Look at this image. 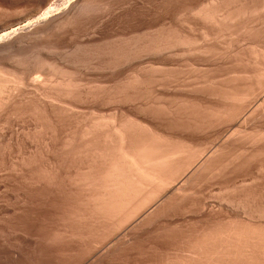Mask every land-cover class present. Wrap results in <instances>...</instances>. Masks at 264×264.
I'll return each instance as SVG.
<instances>
[{"label":"rangeland","instance_id":"rangeland-1","mask_svg":"<svg viewBox=\"0 0 264 264\" xmlns=\"http://www.w3.org/2000/svg\"><path fill=\"white\" fill-rule=\"evenodd\" d=\"M48 1L46 3V0H0V29L2 28L0 31L8 27L9 31L19 29L20 26L23 28L28 22H35L36 18L46 13L47 8L56 2L59 9L54 14H50L47 21L54 22L53 18L56 21L64 19L65 13H67L65 18L66 16L69 18L65 27L61 25L57 30L50 31L45 39L34 40L25 45L26 47L21 49V52L25 50L24 55L19 52L25 57L28 54L32 55L34 50L39 53L42 48L44 52L49 51L50 54L49 56L44 52L40 53L42 56H49L48 59L44 56L43 58H46L43 62L47 60L49 64L54 63L52 65H63V70L65 66L68 68L66 78L63 77L64 75H57L52 79L55 85H59L56 84L59 80L62 81H60L61 87L57 88L59 91L56 90V93L54 90L49 91L51 96L55 95L53 98L58 99L56 104L24 101L21 105L9 106L7 112L0 116V264H166V260L174 261L177 251L178 254L182 250L187 251L190 238L192 241L200 238L209 233V230H214V226L217 231H221L226 228L225 224H228V227L232 224L240 226V222L241 225L247 223L253 229L256 227L258 231L261 229L264 231V89L259 92L256 86L252 87L256 92L247 91V94L251 92L252 96L248 95V101L243 103L239 100L237 103L232 100L229 102L225 99V95L221 97L218 95L227 93L223 91L226 86L227 89L236 91L230 87L232 84L234 86L237 84V90L243 92L242 89L245 87L241 85L243 87L241 88L240 84L247 83L246 77L254 75L251 72L255 67L252 65L251 53L256 45L264 47V6H260V2H257V5L260 4L258 6L260 11L255 12L250 22L247 21L248 24L245 22V25H242L244 22L242 20L238 22L239 24L235 23L238 25H233L235 26L233 30L219 32L218 27L213 23L200 21L198 17L191 16L190 11V8L194 9L195 6L200 8L202 4L204 7L213 0H69L71 1H68L69 3L67 0V3L65 0L64 2ZM170 30L172 34L175 33L171 37H183L185 40L190 37L188 40L192 38L193 42L187 40L186 45L188 43L190 45L188 44V47L182 45L185 48L175 45L176 47H169L167 50L135 55V59L134 56H131L132 59L130 56L124 58L125 55L122 53L127 54L126 46L129 47L130 43L144 46V43L148 45L155 42V39L161 41L167 39L170 35L167 31ZM164 33L167 35L165 36ZM202 36L207 37L204 40ZM30 44L33 45L29 46ZM79 45L88 47L86 48L88 51L99 50L100 54L96 55L98 52H93L95 56L90 58L93 61L82 60L84 64L86 63L84 66L82 61L76 64L73 49L80 48ZM231 45H234V48ZM110 49L115 53L111 51L110 53ZM106 55L109 57L107 58ZM67 58H70L69 62L66 61ZM119 58L122 59L117 62ZM6 59L5 57L4 60ZM55 59L58 61L56 62ZM36 67L34 69L31 65L28 68L34 77L37 76L31 84L41 75H44L42 79L45 78L43 71L39 70L41 74L36 75L38 66ZM34 70L37 73L33 72ZM71 72L74 74L73 77ZM31 73H29L30 77ZM68 74L72 77L69 79L70 82L67 78ZM238 74L245 75L246 80L243 76H238L237 78L243 77V81H240L241 79L236 81L235 76ZM72 83L77 88L74 89L73 85H70ZM28 88L30 92L33 91L34 86ZM76 89L78 90L75 91ZM216 91H219L217 95H215ZM43 103L44 107H42ZM39 106L41 108L38 109ZM198 110H204L208 114V117L205 113L201 116L207 117L208 123L204 121L205 119L199 118L202 114ZM212 111L220 120L217 117L209 118ZM220 112L224 115H219ZM103 120L105 123L109 121L118 124L120 121L121 123L124 120L130 121L139 127L138 129L141 128V131L160 130L164 132V135L162 133L164 137L171 135L168 138L169 140L172 138L174 142L178 140L191 142L189 146L197 152L211 150L208 157L212 156V158H209V163L207 162L205 168L193 176L192 180L181 182L185 192L175 197L176 199L173 198L165 205H160L157 200L159 204L153 203L154 206L150 205L148 211L145 208V213L140 212L146 217L142 216L141 219L139 214L131 220L132 223L129 222L130 225L126 224L121 228L122 230L114 233L115 235L112 234L109 238L107 233L110 231H105L106 233L96 242L88 224L80 215L84 213L87 197V191L80 181L89 165L86 162H79L75 154L80 150L84 126H91L96 122L104 123ZM76 131L78 134H75ZM70 137H75V141ZM73 146L78 149H73ZM71 149L72 155L77 157L75 160L80 164L77 161L70 164L64 159ZM217 149L220 150L215 155ZM219 191L224 192L219 194ZM227 220L231 222L228 223ZM233 220H237L236 223H233L235 222ZM182 236H185L186 240ZM187 240L189 242L186 244ZM184 241L188 248L184 245Z\"/></svg>","mask_w":264,"mask_h":264},{"label":"bare ground","instance_id":"bare-ground-1","mask_svg":"<svg viewBox=\"0 0 264 264\" xmlns=\"http://www.w3.org/2000/svg\"><path fill=\"white\" fill-rule=\"evenodd\" d=\"M28 1V0H27ZM48 0H46L47 3ZM59 1H63V0H59ZM58 1V4H59ZM69 0H67L68 2ZM87 1V0H85ZM97 1V0H96ZM210 1V0H209ZM50 2V0L48 1ZM64 2V1H63ZM66 2V0H65ZM66 2V3H67ZM71 2V1H69ZM68 2V3H69ZM260 2V6H264V0H213L211 1V3H207L206 5L203 6L200 5V8H190L191 16L194 15L196 17H198L200 19V21H204L208 22V23H213L215 26L218 27L219 32L224 31V30H228L230 29L233 30L232 28H234L236 25H238L240 22L244 20L242 25L248 24L247 21L250 22V19H252L253 16H255V12H258V7L259 5H257ZM62 3V2H61ZM85 3V2H84ZM49 4V3H48ZM79 4V3H78ZM67 5V4H66ZM86 5V4H85ZM43 6V5H42ZM81 6V5H80ZM93 6V5H92ZM88 7V6H87ZM261 7V8H262ZM73 8V7H72ZM79 8V7H78ZM84 8V7H83ZM264 8V7H263ZM45 9V8H44ZM59 9V6L56 3L51 4L48 8L46 13L44 12L43 14H41L40 17L36 18L35 22H28L25 26H23V28L18 27L19 29H15L9 31V27L8 29H3L2 31H0V58L3 57L5 59V57L7 58L6 60H1L0 59V116L3 115V113H6L7 110L10 108L9 106H18L21 105L24 101L26 102H46L50 105H54V103L56 104L57 100L55 98H53V96H51L50 92L51 90H54L56 93V90L59 91L57 88L58 86L61 87L62 85V81L59 80V85H55L52 82V79L54 76L57 75H64L63 77L66 78V69L64 67L63 70V65L61 66V68H59L60 66H56V65H52L54 63L50 64L48 63L47 60H44L45 62H43V59H45L49 54V51H43L44 49L40 48L41 52L37 51V53L34 51L30 52L31 54H28L30 56H23L24 55V51L21 52L23 48H25V45H28L31 41H39L40 39H45L44 37H48V33H50V31L52 30H57V27H61V25H66V23H68V16L67 13H65L64 15V19L62 18L63 16H61V18L59 21H56L54 18L52 21L54 22H50L47 21V19L49 18L50 14H54L57 10ZM87 9V8H86ZM192 9V10H191ZM71 9H69L70 12ZM73 10V9H72ZM82 10V9H81ZM181 10V9H180ZM189 10V9H188ZM61 11V10H60ZM77 11V10H76ZM189 11V12H190ZM260 11V10H259ZM263 11V10H262ZM68 12V11H67ZM79 12V11H78ZM86 12V10H85ZM187 12V11H186ZM76 13V12H75ZM185 13V12H184ZM260 13V12H259ZM64 14V13H63ZM61 15V14H60ZM190 16V15H189ZM59 17V16H58ZM73 17V16H72ZM76 17V16H75ZM176 17V16H175ZM194 17V18H196ZM197 18V19H198ZM51 19V18H50ZM29 20V19H28ZM33 21V20H32ZM56 21V22H55ZM252 21V20H251ZM239 22V23H238ZM247 22V23H245ZM178 23V22H177ZM235 23H238L235 25ZM242 23V22H241ZM245 23V24H244ZM261 23V22H260ZM184 24V23H183ZM189 24V23H188ZM256 24V23H255ZM3 25V24H2ZM9 25V24H8ZM13 25V24H12ZM69 25V24H67ZM212 25V24H211ZM235 25V26H233ZM7 26V25H6ZM5 26V27H6ZM10 26V25H9ZM11 27V26H10ZM65 27V26H64ZM67 27V26H66ZM72 27V26H71ZM263 27V26H262ZM197 28V27H196ZM2 29V28H1ZM0 29V30H1ZM66 29V28H65ZM264 29V28H263ZM247 30V29H246ZM253 30V29H252ZM255 30V28H254ZM176 31V30H175ZM256 31V30H255ZM53 32V31H52ZM58 32V31H57ZM171 32V33H170ZM170 32L167 31V33H169L170 35L167 37V39H162L161 37V41L155 39V42L141 46L140 44H133L130 46H126L128 48V52L127 54L122 53L125 55L124 58H126V56H134L133 58L135 59V55H140L141 53H145V52H156V51H162V50H167L169 47H173V46H177L180 45L181 47H183L182 45H186L187 40L190 38L188 36L184 37H188L187 40L182 38H175L173 37L175 34L170 30ZM242 32V31H241ZM240 32V33H241ZM252 32V31H251ZM202 33V31H201ZM228 33V32H227ZM235 33V32H234ZM165 34V33H164ZM177 35L180 36V34L176 33ZM182 34V33H181ZM185 34V33H184ZM262 34V33H261ZM162 35V34H161ZM167 34H165L166 36ZM171 35H173L171 37ZM175 35V36H177ZM205 35V34H204ZM221 35V34H220ZM250 35V34H249ZM59 36V35H58ZM141 36V35H140ZM163 36V35H162ZM252 36V35H251ZM181 37V36H180ZM204 36H202L203 38ZM207 37V36H205ZM205 37L203 38L205 40ZM258 37V36H257ZM264 37V36H263ZM144 38V37H143ZM158 38V36H157ZM164 38V36H163ZM197 38V37H196ZM215 38V37H214ZM233 38V37H232ZM192 39V38H191ZM188 40L193 42V40ZM194 39V38H193ZM86 40V39H85ZM124 40V39H123ZM157 40V42H156ZM242 40V39H241ZM51 41V40H50ZM136 41V40H135ZM139 41V40H138ZM146 41V40H145ZM220 41V40H218ZM230 41V40H229ZM258 41V40H257ZM263 41V39L261 40ZM260 41V43H261ZM126 42V41H125ZM144 42V41H143ZM152 42V40H151ZM190 42V43H191ZM195 42V41H194ZM213 42V41H212ZM264 42V41H263ZM35 43V42H34ZM38 43V42H36ZM105 43V42H103ZM134 43V41H133ZM147 43H148V39H147ZM225 43V42H224ZM246 43V42H245ZM245 43L243 45H245ZM259 43V42H258ZM259 43V44H260ZM122 44V43H121ZM189 44V43H188ZM187 44V45H188ZM195 44V43H192ZM33 45V44H32ZM31 44L29 46H32ZM93 45V44H92ZM114 45V44H113ZM186 45V47H188ZM190 45V44H189ZM227 45V44H226ZM25 46V47H24ZM80 46V45H79ZM86 46V45H85ZM100 46V45H99ZM115 46V45H114ZM125 47V44L123 45ZM175 46V47H176ZM194 46V45H193ZM192 46V47H193ZM198 46V45H197ZM223 46V45H222ZM232 46V45H231ZM234 46V45H233ZM232 46V47H233ZM262 46V45H260ZM257 45L253 47V52L251 53L252 58H253V63L252 65H255L253 70H256L255 72L253 70H251L252 73H254V75L252 76H245V75H236L235 77L237 78L238 76H243L244 79L246 80L247 78V83H241V85H243V88L241 86V88L243 89H249V90H243V92H240V90H237V86L235 85H229L232 89H236L235 90H229L227 89L228 87H224L225 93L227 91L226 94H218L215 93V95H219L224 96L225 99L229 102L232 100L233 102L235 101V103H237V100L243 102L248 101L249 98L248 95H251V92H254V87L256 86L257 90L260 92L261 90L264 89V47H260ZM108 47V46H107ZM111 47V46H110ZM118 47V46H116ZM122 47V46H121ZM120 47V49H121ZM179 47V46H178ZM180 47V48H181ZM224 47V46H223ZM30 48V47H28ZM44 48V47H43ZM46 48V47H45ZM73 48V47H72ZM76 48V47H75ZM88 49V47H86ZM84 46H80V48L77 49H73L74 51V55L72 53V55L74 56V63L76 62H80L82 60H87L90 59L91 57H93V55L95 56L96 51H88ZM93 48V47H92ZM113 48V47H112ZM119 48V47H118ZM185 48V47H183ZM204 48V47H203ZM234 48V47H233ZM258 48V49H257ZM39 49V48H38ZM114 49V48H113ZM119 49V50H120ZM126 49V48H125ZM174 49V48H173ZM201 49V48H200ZM207 49V48H206ZM226 49V48H225ZM48 50V48L46 49ZM50 50V49H49ZM115 50V49H114ZM113 50V51H114ZM124 50V49H123ZM203 50V49H202ZM233 50V49H232ZM240 50V49H239ZM99 51V50H98ZM97 51V52H98ZM103 51V50H101ZM111 51V49L109 50V52ZM111 51V52H113ZM170 51V50H169ZM183 51V49H182ZM187 51V50H186ZM218 51V50H217ZM23 53V55L19 54ZM34 52L36 54H34ZM42 52H44L46 55L45 58H43L44 56H42ZM53 52V51H52ZM95 52V53H93ZM104 52V51H103ZM107 52V50H106ZM108 52V54H109ZM110 52V53H111ZM164 52V51H163ZM201 52V51H200ZM208 51H206L207 53ZM41 53V54H40ZM54 53V52H53ZM115 52H113L114 54ZM121 53V52H120ZM196 53V52H195ZM198 53V52H197ZM204 53V51H203ZM250 53V52H249ZM55 54V53H54ZM65 54V53H64ZM100 54L99 52L96 53V55ZM104 54V53H103ZM107 54V53H105ZM158 54V53H156ZM168 54V53H167ZM180 54V53H179ZM184 54V53H183ZM189 54V53H187ZM201 54V53H200ZM230 54V53H229ZM52 55V54H51ZM66 55V54H65ZM71 55V53H70ZM102 55V54H101ZM99 55V56H101ZM110 55V54H109ZM117 55V54H116ZM146 55V53H145ZM193 55V54H191ZM190 55V57H191ZM208 55V54H207ZM22 56V57H21ZM50 56V54H49ZM48 56V57H49ZM68 56V54L66 55ZM104 56V55H102ZM107 58L109 57L108 55H106ZM120 56V54L118 55V57ZM149 56V55H147ZM152 56V55H151ZM168 56V55H167ZM180 56V55H179ZM178 56V57H179ZM202 56V55H201ZM205 56V55H204ZM250 56V54H249ZM48 57L46 59H48ZM52 57V56H51ZM70 57V56H69ZM145 57V56H143ZM203 57V56H202ZM212 57V56H211ZM226 57V56H224ZM241 57V56H240ZM251 57V56H250ZM249 57V60H250ZM56 58V57H54ZM61 58V57H60ZM99 58V57H98ZM102 58V57H101ZM106 58V59H107ZM129 58V57H128ZM147 58V57H146ZM237 58V57H236ZM68 59V58H67ZM97 59V58H96ZM122 58L117 59L116 61L118 62V60H120ZM132 59V57H131ZM143 59V58H142ZM214 59V58H213ZM53 60V57H52ZM70 58L66 61L69 62ZM109 60H111L109 58ZM125 60V59H124ZM140 60V59H138ZM145 60V59H144ZM218 60V58H217ZM56 61V59H55ZM58 61V60H57ZM56 61V62H57ZM65 61V62H66ZM89 61V60H88ZM90 61H93L90 59ZM128 61V60H127ZM137 61V59H136ZM248 60H246L247 62ZM47 62V63H46ZM83 62V61H82ZM109 62V61H108ZM209 62V61H208ZM251 63V61H249ZM114 63V62H113ZM131 63V62H130ZM133 63V62H132ZM56 64V63H55ZM60 64V63H58ZM77 64V63H76ZM80 64V63H79ZM117 64V63H116ZM32 65V67L37 68L36 66H38V73L35 72V70L33 72L37 73L36 75H38L39 73L41 74V72L43 71V73L45 74V78L42 79L41 77L44 75H41L40 78L38 77V79H35L33 81V83L31 84V81L34 78L33 73H31L30 71H28V68H30V66ZM74 65V64H73ZM86 65V63L84 64L83 62V66ZM103 65V64H102ZM213 65V64H212ZM247 65V64H246ZM251 65V66H252ZM39 66H41L39 69ZM67 66H69L67 64ZM82 66V65H81ZM128 66V65H127ZM71 67V66H70ZM75 67V66H74ZM73 67V68H74ZM93 67V66H92ZM123 67V66H122ZM215 67V66H214ZM34 68V69H35ZM72 68V67H71ZM80 68V67H79ZM94 68V67H93ZM247 68V67H246ZM78 69V67H77ZM90 69V67H89ZM161 69V68H159ZM167 69V68H166ZM41 72H40V71ZM86 70V69H85ZM103 70V69H102ZM108 70V69H107ZM111 70V69H110ZM150 70V69H149ZM156 70V69H155ZM32 71V70H31ZM69 71V70H68ZM72 71V70H71ZM79 71V70H78ZM73 72V71H72ZM71 75L73 77L74 74ZM77 72V71H76ZM193 72V71H192ZM249 72V75L250 73ZM29 73H31V78ZM34 73V74H35ZM70 73V72H69ZM74 73V72H73ZM185 73V72H184ZM202 73V72H201ZM234 73V72H233ZM247 73V72H246ZM243 73V74H246ZM169 74V73H168ZM177 74V73H176ZM247 75V74H246ZM61 76V77H62ZM70 75L68 74V81L69 79H72V77H69ZM135 76V75H134ZM183 76V74H182ZM208 76V75H207ZM230 76V75H229ZM234 76V75H233ZM232 76V77H233ZM62 77V78H63ZM243 77L241 78H237L236 81L238 79H241L240 81H243ZM246 77V78H245ZM75 78V77H74ZM159 79V78H158ZM170 79V78H169ZM222 79V78H221ZM58 80V79H57ZM66 80V79H65ZM129 80V79H128ZM200 80V79H199ZM226 80V79H225ZM56 81V78L54 80V82ZM61 81V82H60ZM124 81V80H123ZM135 81V80H134ZM162 81V80H161ZM222 81V80H221ZM235 81V80H233ZM239 81V82H240ZM248 81H252L251 83ZM70 82V81H69ZM68 82V83H69ZM73 82V81H72ZM183 82V81H182ZM218 82V81H217ZM232 82V81H231ZM61 83V84H60ZM234 83V82H233ZM236 83V82H235ZM29 84L34 86L33 91H28V87H32L33 86H29ZM65 84V83H64ZM63 84V85H64ZM123 84V83H122ZM147 84V83H146ZM246 84V85H245ZM70 85H73L70 84ZM154 85V84H153ZM65 86V85H64ZM63 86V88H64ZM69 87V89L71 88L69 86V84L67 85ZM75 84L72 86L74 87ZM77 86V85H76ZM79 86V85H78ZM134 86V85H133ZM233 86V87H232ZM67 87V89H68ZM235 87V88H234ZM253 87V88H252ZM66 88V87H65ZM77 87H74V89ZM82 88V87H81ZM110 88V87H109ZM138 88V86H137ZM239 88V89H241ZM252 88V89H250ZM66 89V90H67ZM68 89V90H69ZM166 89V88H165ZM192 89V88H190ZM208 89V88H207ZM216 89V88H215ZM32 90V89H31ZM61 90H63L61 88ZM78 89H76L75 91H77ZM117 90V89H116ZM219 90V89H218ZM228 90L230 92H228ZM250 94H247V91H250ZM65 91V89H64ZM72 91V90H71ZM98 91V90H97ZM179 91V90H178ZM186 91V90H185ZM193 91V90H192ZM257 91V93H258ZM264 91V90H263ZM53 92V91H51ZM84 92V91H83ZM222 91H220L221 93ZM256 92V89H255ZM254 92V93H255ZM50 93V94H49ZM54 93V94H55ZM60 93V92H58ZM57 93V94H58ZM63 93V92H62ZM66 93H69L68 91H66ZM72 93V92H71ZM180 93V92H179ZM213 93V92H212ZM224 93V92H222ZM61 94V93H60ZM58 94V95H60ZM70 94V93H69ZM85 94V93H84ZM188 94V93H187ZM200 94V93H199ZM263 94V93H262ZM57 95V96H58ZM62 95V94H61ZM64 95V94H63ZM86 95V94H85ZM214 95V94H212ZM214 95V96H215ZM67 96H69L67 94ZM71 96V95H70ZM76 96V95H75ZM193 96V95H192ZM259 96V95H258ZM84 97V96H83ZM203 97V96H202ZM223 97V98H224ZM207 98V97H206ZM219 98V97H218ZM252 98V97H251ZM86 99V98H85ZM107 99V98H106ZM222 99V98H221ZM223 99V100H225ZM226 101V102H227ZM263 101V100H262ZM99 102V101H98ZM180 102V101H179ZM257 102V101H256ZM132 103V102H131ZM165 103V102H164ZM248 103V102H247ZM60 104V103H58ZM41 105V104H40ZM183 105V104H182ZM262 105V104H261ZM34 106V103H33ZM46 106V105H45ZM57 106V105H56ZM59 106V105H58ZM165 106V105H164ZM163 106V108H164ZM37 107V105L35 104V108ZM44 107V103L43 106ZM54 107V106H53ZM62 106H60L61 108ZM41 108L40 106L38 107V109ZM59 108V110H60ZM172 108V107H171ZM37 109V108H36ZM35 109V110H36ZM58 109V108H57ZM62 109V108H61ZM66 109V108H65ZM263 109V108H262ZM55 110V108H54ZM64 110V109H62ZM74 110V109H73ZM207 109H205L206 111ZM52 111V109H51ZM70 111H72L70 109ZM162 111V110H161ZM201 111L202 115H199V118L201 119L203 116V114L205 113L204 110H198ZM203 111V113H202ZM209 111V110H208ZM219 111V110H218ZM221 111V110H220ZM14 112V111H13ZM37 112V111H36ZM207 112V111H206ZM216 112V110L214 111ZM78 113V112H77ZM120 113V112H119ZM197 113V112H194ZM199 113V112H198ZM209 113V112H208ZM219 113V112H218ZM97 114V113H96ZM200 114V113H199ZM207 116L208 114L205 113ZM216 114V113H215ZM223 114V113H222ZM121 115V114H120ZM195 116L197 114H194ZM193 115V116H194ZM221 115V112L220 114ZM224 115V114H223ZM221 115V116H223ZM251 115V114H250ZM27 116V115H26ZM106 116V115H105ZM54 117V116H53ZM116 117V116H115ZM114 117V118H115ZM142 117V116H141ZM198 117V116H197ZM208 117V116H207ZM207 117L202 118L205 119L204 121H207ZM218 118V116L213 114V111L210 113L209 118ZM260 117V116H259ZM13 118V117H12ZM29 118V117H28ZM126 118V117H125ZM124 118V119H125ZM128 118V117H127ZM156 118V117H155ZM169 118V117H168ZM194 118V117H193ZM196 119L197 121L199 120ZM241 118V117H240ZM222 119V117H221ZM30 120V119H29ZM44 120V119H43ZM129 119H126V121ZM218 120H220V118H218ZM218 120H216L218 122ZM20 121V120H19ZM98 121V120H97ZM104 121V120H103ZM108 121V120H107ZM137 121V120H136ZM135 121V122H136ZM203 121V122H204ZM213 121V120H212ZM215 121V120H214ZM13 122V121H12ZM22 122V121H21ZM86 122V121H85ZM112 122V121H111ZM122 121H120L121 123ZM134 122V121H133ZM139 122V121H137ZM152 122V121H151ZM216 122V123H217ZM89 124V122H87ZM97 123V122H96ZM93 124L91 126H84V129L82 131V136H81V146H80V150L77 155L78 157V161L79 162H86L89 166L86 167L87 172H85V174H82V179L80 182H82L81 184H83L82 186L85 188V190L87 191V197H86V206L84 209V213L81 214V218L84 219L86 221V223L88 224V227L90 228L89 231H91L93 237H94V241H96L97 239H99V237L101 235H103L104 233H106L105 231H110L109 233H107V237H109L110 235L118 232V230H120L122 227H124L126 224L128 225L129 222L134 219V217H138V215L140 214V212L145 213V211L149 209V206L152 205L153 203L155 205H157L158 202H156L157 200L159 201V203H161L160 205H165V203H170V201L177 197L180 196V194H182L183 192H185V188L184 185L181 184V182L183 183L185 181L188 182L193 176H195L197 173H199V171H201L202 169L205 168V165L209 163V158L211 159V157H208V155L211 153L210 151H207L206 148L203 150H198L199 152H197L196 150H194V148H191L189 146V143L191 142H184L183 140L181 141H173V140H169L168 137L169 136H163L164 132L158 130L155 131L156 129H154V131H148V130H144L141 131L140 129H138L139 127H136L134 125V123H130L129 122H124L123 123H97V124ZM163 123V122H162ZM168 123V122H167ZM173 123V122H172ZM201 123V122H199ZM211 123V122H210ZM229 123V122H228ZM81 124V123H80ZM140 124V123H139ZM204 124V123H203ZM87 125V124H85ZM141 125V124H140ZM201 124H199L200 126ZM211 125V124H209ZM74 126V125H73ZM142 126V125H141ZM80 127V125L78 126ZM145 127L149 128L150 130L152 129L151 127H148L147 125H145ZM201 127L203 128L204 126L201 125ZM206 127V126H205ZM8 128V127H7ZM144 128V127H143ZM171 128V127H170ZM198 128V127H196ZM80 129V128H79ZM200 129V128H199ZM40 130V129H39ZM178 130V129H177ZM191 130V129H190ZM204 130V129H203ZM202 130V131H203ZM213 130V129H212ZM211 130V131H212ZM234 130V129H233ZM38 131V130H37ZM221 131V130H220ZM78 131H76L75 134ZM81 132V131H79ZM157 132V133H156ZM161 132V133H160ZM184 132V131H183ZM240 132V131H239ZM19 133V132H18ZM51 133V132H50ZM161 135H159V134ZM163 133V135H162ZM193 133V132H192ZM208 133V132H207ZM244 134V133H243ZM73 135V134H71ZM81 135V134H80ZM182 135V134H181ZM262 135V134H261ZM33 136V135H32ZM52 136V135H51ZM80 137V136H79ZM28 138V137H27ZM67 138V137H66ZM71 138V137H70ZM75 138V137H74ZM74 138L72 137L71 139L74 140ZM78 138V137H77ZM248 138V137H247ZM264 139V138H263ZM175 140V139H174ZM231 140V139H230ZM258 140V139H257ZM68 141V140H67ZM75 141V140H74ZM80 141V140H79ZM220 141V140H219ZM66 142V141H65ZM71 142V141H70ZM69 142V143H70ZM193 142V141H192ZM227 142V141H226ZM252 142V141H251ZM45 143V142H44ZM72 143H75L72 141ZM70 143V145L72 144ZM217 143V142H216ZM238 143V142H237ZM260 143V141H259ZM66 144V143H65ZM64 144V145H65ZM223 144V142H222ZM48 145V144H47ZM70 145L68 144V147H70ZM204 145V144H203ZM210 145V144H209ZM72 146V145H71ZM223 146V145H222ZM221 146V147H222ZM233 146V144H232ZM254 146V145H253ZM256 146V145H255ZM75 146H73V149H78V147L74 148ZM63 148V147H62ZM66 148V147H65ZM71 148V147H70ZM212 148V146H211ZM210 148V149H211ZM255 148V147H254ZM43 150V149H42ZM61 150V149H60ZM191 150H194L191 152ZM217 149L215 153L218 152ZM252 150V149H251ZM63 151V149H62ZM67 151V149L65 150ZM71 151V152H70ZM68 150L69 153H66V155L64 156L65 160H67L70 164L76 162L77 160H75L77 157L72 155L73 150ZM78 151V150H77ZM196 151V153L194 154V152ZM213 151V149H212ZM76 153V151L74 152ZM220 153V152H219ZM213 154V153H212ZM211 154V155H212ZM229 154V153H228ZM71 155V156H70ZM216 155V154H215ZM57 156V154H56ZM73 156V157H72ZM247 156V155H246ZM52 157V156H51ZM227 157V156H226ZM60 158V157H59ZM243 159V158H242ZM53 160V159H52ZM55 160V159H54ZM62 160V159H61ZM246 160V159H245ZM77 161V162H78ZM235 161V160H234ZM23 162V161H22ZM60 162V161H59ZM67 162V163H68ZM76 162V163H77ZM78 162V163H79ZM89 162V163H88ZM208 162V163H207ZM62 163V162H61ZM75 163V164H76ZM48 164V163H47ZM80 164V163H79ZM69 165V164H68ZM77 165V164H76ZM75 165V166H76ZM82 165V164H81ZM84 165V164H83ZM226 165V164H225ZM60 166V164H59ZM198 166V167H197ZM74 167V164H73ZM80 167V165H79ZM195 167H197L196 169H194ZM218 167V166H217ZM225 167V166H224ZM67 168V166H66ZM222 168V167H221ZM3 169V168H2ZM81 169V168H80ZM194 169V171H193ZM210 169V168H209ZM219 169V168H218ZM34 170V169H33ZM82 170V169H81ZM217 170V169H216ZM221 170V169H219ZM68 171V170H67ZM86 171V170H85ZM82 172V171H81ZM204 172V171H203ZM20 173V172H19ZM80 173V172H79ZM213 174V173H212ZM51 175V174H50ZM77 175V174H76ZM57 176V175H56ZM212 177V176H211ZM181 178V179H180ZM61 180V179H60ZM75 180H77L75 178ZM179 180V181H178ZM192 180V179H191ZM215 180V179H214ZM58 181V180H57ZM78 182V181H77ZM181 184V185H180ZM75 185V184H74ZM188 186V184H187ZM243 186V185H242ZM81 187V185H80ZM83 187H81L83 189ZM186 187V186H185ZM49 188V187H48ZM80 189V188H79ZM54 190V189H53ZM84 190V191H85ZM220 190V189H219ZM228 193V190H226ZM191 192V191H190ZM222 191H219V194ZM224 192V191H223ZM222 192V193H223ZM226 193V192H225ZM217 195V194H216ZM187 195L185 194V197ZM83 199V198H82ZM176 199V198H175ZM184 200V199H183ZM163 201V202H162ZM226 202V201H225ZM240 202V201H239ZM158 203V204H159ZM229 203V201H228ZM82 205V204H81ZM84 205V204H83ZM224 205V204H223ZM237 205V204H236ZM154 206V205H152ZM227 206V205H226ZM239 206V204H238ZM242 206V205H241ZM81 207V206H80ZM151 207V206H150ZM159 207V206H158ZM229 207V206H228ZM244 207V206H242ZM246 207V206H245ZM78 208V207H77ZM146 208V210H144ZM241 208V207H240ZM250 208V207H249ZM151 209V208H150ZM153 209V207H152ZM163 209V208H162ZM229 209V208H228ZM144 210V211H143ZM157 210V209H156ZM184 210V209H183ZM247 210V209H246ZM150 211V210H149ZM172 211V210H171ZM251 211V210H249ZM74 212V210H73ZM187 212V211H186ZM185 212V213H186ZM140 214L141 215V219L142 216H144L145 214ZM151 213V212H150ZM196 213V212H195ZM257 213V212H256ZM71 214V213H70ZM74 214V213H73ZM262 214V213H261ZM76 215V213H75ZM150 214L148 213L147 216H149ZM165 215V214H164ZM194 216V215H193ZM200 216V215H199ZM263 216V215H262ZM80 217V216H79ZM255 217V216H254ZM260 217V216H259ZM71 218V217H70ZM73 219V218H72ZM175 219V218H174ZM138 220V219H137ZM166 220V219H165ZM260 220V219H259ZM258 220V221H259ZM262 220V219H261ZM223 221V220H222ZM226 221V220H225ZM235 221V220H233ZM232 221V222H233ZM237 221V220H236ZM233 222V223H236ZM263 221V220H262ZM84 222V221H82ZM214 222V221H213ZM219 222V221H218ZM217 222V223H218ZM228 222V220H227ZM231 222V221H229ZM228 222V223H229ZM239 222V221H238ZM244 222V221H243ZM132 223V221H131ZM134 223V222H133ZM144 223V222H143ZM226 223V222H225ZM258 223V222H257ZM238 224V223H237ZM240 226H234L233 224L231 226L228 227V224H225L227 226H225L226 228H224L221 231H217L216 227L214 226V230L210 231L209 233L205 234L204 236H201L200 238H196L195 240H190L192 238L189 239V242L187 240L186 244L188 243V246L185 244L184 241V245H186V247L188 248L187 251H183L184 253H180L177 251V256L175 255L174 261L171 262H167L166 260V264H264V231H258L257 229H255L256 227L254 225H252L253 227H255L254 229L251 226H248V224H242L245 226H242L241 223L239 222ZM238 224V225H239ZM251 224V223H249ZM254 224V223H252ZM85 225V224H84ZM130 225V224H129ZM143 226V225H142ZM211 227V226H210ZM213 227V226H212ZM218 227H220L218 225ZM260 228L262 226H259ZM258 227V228H259ZM264 227V226H263ZM65 228V226H64ZM137 228V227H136ZM207 228V227H206ZM205 228V229H206ZM222 228V225H221ZM73 229V228H71ZM200 230V228H198ZM76 232L77 230L74 229ZM85 230V229H84ZM122 230V229H121ZM150 230V229H149ZM65 231V230H64ZM83 231V230H82ZM88 231V232H89ZM198 231V230H197ZM200 231H203L202 229ZM70 232V231H69ZM84 232V231H83ZM87 232V231H86ZM79 233V231H78ZM81 233V232H80ZM85 233V232H84ZM72 234V233H71ZM75 234V232H74ZM65 235V234H64ZM91 235V236H92ZM115 235V234H114ZM113 235V236H114ZM120 235V234H119ZM197 235V234H196ZM75 236V235H73ZM81 236V235H80ZM71 237V236H69ZM84 237V236H82ZM87 237V236H86ZM103 237V236H102ZM183 237V236H182ZM110 238V237H109ZM185 240V236L183 237ZM85 239V238H84ZM105 239H108L105 237ZM180 239V238H179ZM194 239V238H193ZM114 240V239H113ZM116 240V239H115ZM124 240V239H123ZM128 240V239H126ZM125 240V242H126ZM49 241V240H48ZM181 242V239L179 240ZM97 242V241H96ZM95 242V243H96ZM102 242V241H101ZM105 242V241H104ZM128 242V241H127ZM178 242V244L180 243ZM183 242V240H182ZM124 243V242H123ZM122 243V244H123ZM103 244V243H102ZM93 245V244H92ZM99 245V244H98ZM181 245H179L180 247ZM183 246V245H182ZM178 247V246H177ZM178 247V248H179ZM185 246H183V249ZM96 248V247H95ZM177 249V248H175ZM181 249V248H180ZM179 250V249H177ZM175 251V250H174ZM181 251V250H180ZM176 253V251L174 252ZM171 254V253H170ZM168 254V255H170ZM174 257V256H173ZM165 258H167V256L165 255ZM164 258V259H165ZM169 258V257H168ZM172 259V258H171ZM170 259V260H171ZM163 262V260H162ZM165 262V261H164ZM165 264V263H164Z\"/></svg>","mask_w":264,"mask_h":264}]
</instances>
